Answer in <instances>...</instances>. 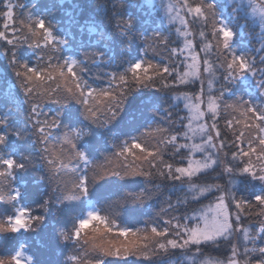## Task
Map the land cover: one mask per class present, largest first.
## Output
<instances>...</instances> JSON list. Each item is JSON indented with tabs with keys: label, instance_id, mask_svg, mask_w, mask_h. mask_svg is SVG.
Listing matches in <instances>:
<instances>
[{
	"label": "snow or ice",
	"instance_id": "1",
	"mask_svg": "<svg viewBox=\"0 0 264 264\" xmlns=\"http://www.w3.org/2000/svg\"><path fill=\"white\" fill-rule=\"evenodd\" d=\"M39 2L0 0V56L18 82L0 112V264H42L26 236L53 208L62 264H165L176 250L264 264V0H160L150 34L113 0L111 35L96 23L88 50ZM245 28L259 47H236ZM141 209L142 227L122 222Z\"/></svg>",
	"mask_w": 264,
	"mask_h": 264
},
{
	"label": "trees",
	"instance_id": "2",
	"mask_svg": "<svg viewBox=\"0 0 264 264\" xmlns=\"http://www.w3.org/2000/svg\"><path fill=\"white\" fill-rule=\"evenodd\" d=\"M21 2L31 4L34 3V0H21ZM94 0H40V7H48L54 22H57V34L63 37L64 31H69L72 36L75 37L71 41L72 48L75 50L79 47L80 44H83L82 50H88L90 47V41L95 42L100 39L99 30L92 31L95 28L96 23L103 21L107 24V18L112 14V2L113 0H96V3L99 5L107 4V8L96 7L93 8ZM144 0H126V6L124 8L125 13H131L134 17L137 18L138 27L142 29H148V33H151V27L153 22L156 24L160 23V17L163 16L160 9L154 7L141 9L138 7L139 4L143 3ZM156 3L153 2V5ZM17 16L21 17L19 10L17 11ZM22 18V17H21ZM147 21L148 23H145ZM240 23H244L243 20ZM2 24V21H0ZM164 27H167V21L164 20ZM113 24H107V32L111 35ZM193 31L197 30V26L192 27ZM251 31L250 28H245V35L243 37V43H241L238 38L236 47L239 49H251L259 47L258 37L250 38L248 33ZM177 37L174 35L172 37L175 40ZM113 47L119 53L120 45L118 42V37L113 36ZM32 50L29 49V52ZM64 55L71 54L68 50H65ZM95 69H93V72ZM87 78L94 79L91 73L87 74ZM207 79V78H205ZM199 85L197 84L194 88L184 89L185 91H195ZM207 87V85H205ZM218 87V85H217ZM18 91V82L16 81L13 68L9 65L8 60L3 56H0V112L5 111L8 107H13L11 103L12 98L17 94ZM20 100H23V96H19ZM27 107V105H25ZM182 107V102H181ZM47 110V109H45ZM186 112H182L181 115H186ZM186 122V121H185ZM223 124V120H221ZM182 154H186L182 151ZM226 179V178H225ZM221 183L224 181L221 180ZM129 190H134L129 188ZM238 190L241 194H245L244 185H238ZM119 195V193H116ZM115 198V197H113ZM175 199V196L173 197ZM163 199V196L160 197ZM208 203V201H204ZM153 213L149 209H141L131 214H124L125 219L122 221L124 224H129L130 221L135 223L136 226L142 227V222L149 218ZM62 219V214L59 213L55 208L52 209L51 214L48 217V223L43 227L42 230L37 233L28 234L26 236L28 242L31 244L33 251L38 255V258L41 260L42 264H52V262H58L62 264L64 255L67 254L66 250L62 251L61 248L57 247L52 242L53 227L56 224L57 220ZM224 245H221L220 251L215 250L214 248L206 249L211 257L220 256L223 252ZM165 264H168L169 261H174L175 264H188L185 259L184 254L179 250H176L174 253H171L169 256L163 257ZM136 264H149L147 261H137ZM154 264V262H153Z\"/></svg>",
	"mask_w": 264,
	"mask_h": 264
},
{
	"label": "rangeland",
	"instance_id": "3",
	"mask_svg": "<svg viewBox=\"0 0 264 264\" xmlns=\"http://www.w3.org/2000/svg\"><path fill=\"white\" fill-rule=\"evenodd\" d=\"M151 2L153 3V2H155L156 4L154 5L155 6V8H157V9H160L161 10V12H162V14H163V9L160 7V0H151ZM165 3H167V0H165ZM166 20V19H165ZM167 21V20H166ZM243 24V23H242ZM256 37H258V36H256ZM258 39H259V37H258Z\"/></svg>",
	"mask_w": 264,
	"mask_h": 264
}]
</instances>
